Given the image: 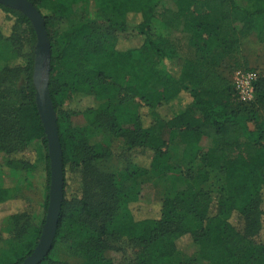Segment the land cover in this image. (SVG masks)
<instances>
[{"label":"trees","instance_id":"trees-1","mask_svg":"<svg viewBox=\"0 0 264 264\" xmlns=\"http://www.w3.org/2000/svg\"><path fill=\"white\" fill-rule=\"evenodd\" d=\"M28 1L43 16L51 43L49 92L55 112L58 96L66 93L69 101L89 104L66 114L103 121L114 137L126 140L128 153L146 154L149 165L134 163L130 179L178 175L175 197L159 203L156 218L136 220L130 207L138 193L120 192L119 181L111 178L96 204L90 199L75 204L68 196L67 173L72 169L90 173L92 164L105 154L81 131L65 136V125L58 122L64 200L53 247L40 264H67L50 257L62 241L67 254L83 259L82 264H111L103 255L112 244L124 247L123 264H195L179 259L184 239L197 247V259L204 264H264V242L257 240L264 229V122H259L256 104L233 96L230 80L212 63L218 51L240 56L243 38L254 36L264 44V0H178L175 9L162 6L163 0H96L99 12L72 26L57 27L55 33L51 27L64 17L69 3L90 5L92 0ZM0 15L8 22L0 25V45L14 49L0 70V153L7 156L10 170H33L34 165L20 156L37 141L46 148L48 144L34 84L37 36L21 12L0 4ZM127 30L140 40L122 50L118 34ZM180 33L188 35L195 57L179 54L173 36ZM25 43L29 52H17ZM135 62L141 73L123 79L120 89L143 103L149 124L140 110L120 112L110 100V81ZM254 90L257 103L264 102V80H258ZM183 94L189 95L190 104L164 120L159 111L172 107ZM251 122L255 130L249 128ZM168 130L177 134L178 143L168 145ZM46 161L49 192L48 155ZM178 161L187 163L186 174L174 170ZM215 173L219 190H206ZM15 199L0 184V205ZM48 204L49 195L46 210ZM27 217L19 213L7 219L17 228ZM41 232L42 226L28 223L14 233L8 240L11 250L0 252V264H22ZM136 248L144 251L140 260Z\"/></svg>","mask_w":264,"mask_h":264},{"label":"rangeland","instance_id":"rangeland-1","mask_svg":"<svg viewBox=\"0 0 264 264\" xmlns=\"http://www.w3.org/2000/svg\"><path fill=\"white\" fill-rule=\"evenodd\" d=\"M178 0H163L162 6L175 9ZM69 8L61 20L55 22L51 27L52 33H55L57 27L72 26L82 19L90 17L91 12H99L96 0H92L90 5L83 3H69ZM6 16L0 15V25H7ZM99 26L102 24L99 23ZM64 28V27H63ZM22 36L26 38L24 28L21 29ZM174 39L179 42V54L183 58L195 57L194 50L192 51L187 44L188 35L184 33L176 34ZM119 48L122 50L128 49L131 46L139 43L140 38L136 33L127 30L118 34ZM51 44V43H50ZM36 48V46H35ZM29 46L25 43L17 52L27 54ZM35 53V50H34ZM14 55V49L9 44L0 45V70L4 67L9 58ZM52 56V54H51ZM212 63L217 67V70L225 77H227L233 87V96L242 103L256 104L254 110L259 118V122H264V102L260 103L251 98L250 101H243L239 92L236 89V81L239 76L252 75L254 84L258 80H264V44L260 43L254 36H249L241 40V55H230L226 51L216 52L215 60ZM139 64L137 62L130 64L126 70L118 77L117 80L110 81V100L115 106L120 107V112L126 113H140L144 117L145 123L149 124L151 119L148 115L147 109L143 108V103L131 96L126 91L120 89L123 79H128L132 76L140 74ZM59 110L56 113L57 123L61 122L65 125V136H73L78 131L84 134L90 145H101L105 157L92 164L89 171L84 173L82 170H69L67 173L68 196L73 199L75 204H78L81 199H90L92 204H96L103 196L102 187L109 179L119 181L121 192H137L139 199L136 203L131 204L132 210L136 220L144 218H156L159 216V203L166 198H174L177 190L176 173H168L164 176L148 175L140 179H130L129 176L133 174V164L141 167L149 165L147 155L142 151H134L128 153L129 145L126 140L116 138L108 130L107 125L100 121L95 123L89 117H82L66 114V110L81 111L82 107L89 104L79 102L76 99L69 101V96L66 93H61L58 96ZM191 102L189 95L183 94L181 99L175 102L172 107H164L160 112V116L164 120L171 119L180 110L184 109ZM255 122L249 123V128L255 130ZM169 146L178 143V136L175 132L170 130L166 132ZM48 147L46 148L41 141L32 144L25 153L20 156V159L26 160L28 163L34 165V169H25L12 171L7 167V156L0 153V184L9 189L11 196L16 198L6 204L0 205V252H9L11 247L8 245V240L11 239L16 232H20L25 226L30 224L33 227L43 226L47 216L45 209L46 196L49 192L47 187V161ZM49 156V155H48ZM50 163V162H49ZM50 165V164H49ZM174 170H179L186 174L187 163L178 161L174 165ZM224 179V177H223ZM101 184V186H100ZM221 183L218 182V177L212 175L211 181L205 186L206 190L218 191ZM50 190V188H49ZM205 190V191H206ZM48 209V208H47ZM27 213L28 217L20 221V225L16 228L12 222L7 219L12 214ZM259 242H264V229L257 239ZM19 242V241H18ZM179 259L182 261L191 260L195 264H204L198 261L197 247L189 242L187 239L182 243ZM124 247L121 245H111V248L103 255L106 261L111 264H123ZM138 255V259L144 256V251L140 248L134 250ZM50 257L57 262H64L67 264H82L83 259L78 257H71L66 252V243L56 245L52 250Z\"/></svg>","mask_w":264,"mask_h":264},{"label":"water","instance_id":"water-1","mask_svg":"<svg viewBox=\"0 0 264 264\" xmlns=\"http://www.w3.org/2000/svg\"><path fill=\"white\" fill-rule=\"evenodd\" d=\"M0 4L24 14L32 23L37 44L35 48L34 84L36 103L46 138L50 159V190L46 220L39 242L22 264H40L49 255L57 233L64 200L63 151L57 117L49 92L51 72V44L43 16L28 0H0Z\"/></svg>","mask_w":264,"mask_h":264},{"label":"built area","instance_id":"built-area-1","mask_svg":"<svg viewBox=\"0 0 264 264\" xmlns=\"http://www.w3.org/2000/svg\"><path fill=\"white\" fill-rule=\"evenodd\" d=\"M236 81V89L243 101H250L255 96L254 78L252 75H242Z\"/></svg>","mask_w":264,"mask_h":264}]
</instances>
